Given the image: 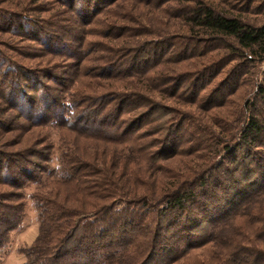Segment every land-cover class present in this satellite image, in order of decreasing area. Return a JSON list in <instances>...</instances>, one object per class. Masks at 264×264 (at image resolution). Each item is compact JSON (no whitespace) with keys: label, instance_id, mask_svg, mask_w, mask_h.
<instances>
[{"label":"trees","instance_id":"trees-1","mask_svg":"<svg viewBox=\"0 0 264 264\" xmlns=\"http://www.w3.org/2000/svg\"><path fill=\"white\" fill-rule=\"evenodd\" d=\"M125 1L0 0V36L36 46L0 54V130L56 124L104 159L76 144L61 156L60 178L30 197L39 225L23 264H264V77L235 133L225 131L227 117L210 113L253 84L254 67L264 63V23L245 17L247 2L226 9L207 0H132L178 19L183 34L130 45L151 32L122 25L131 20L130 12L117 15ZM88 50L102 53L100 64ZM153 59L191 70L167 77L152 71ZM89 76L95 83L81 88ZM231 81L234 93L212 104ZM155 87L193 107L207 103L220 131L199 126L193 111L154 101L147 92ZM19 137L0 147V252L23 216L20 191L48 173L53 152L22 147ZM184 142L194 164L165 173Z\"/></svg>","mask_w":264,"mask_h":264},{"label":"rangeland","instance_id":"rangeland-1","mask_svg":"<svg viewBox=\"0 0 264 264\" xmlns=\"http://www.w3.org/2000/svg\"><path fill=\"white\" fill-rule=\"evenodd\" d=\"M206 1V0H205ZM216 4H225L226 9H230L231 6H235L238 9L244 6V3H251L249 13L244 14L245 17H247L251 23L254 24H261L264 23V0H207ZM50 3V2H49ZM123 5L120 7V9L117 10L118 17L124 16L126 13H131V20L127 23H124L122 25L129 26V27H145L148 29L151 33H145L139 36H134V38L128 39V43L133 45L135 42H142V41H156V39H160V37L169 38L171 36H181L183 33H181V27L182 24L180 21L176 18L170 17L168 15H165L162 10H153L152 7L140 4V3H133L131 0H126L125 3L122 2ZM169 5H174V2L170 3ZM167 3H165L162 7L164 9L165 7L169 6ZM231 5V6H230ZM227 6H230L229 8ZM0 3V8H1ZM4 7V5H3ZM243 9V7L241 8ZM105 16L101 15L98 19L103 21L102 19ZM92 29V28H91ZM98 29V28H97ZM99 31L96 30L91 31L89 33L90 35V41H97L98 35L102 31V27L99 26ZM73 33V32H72ZM137 34V33H134ZM103 41V40H102ZM124 41V40H121ZM4 42L9 45V49H4ZM31 45V46H30ZM29 47H36L34 44H27L25 42H20L19 38L12 37L9 38L8 35H1L0 36V54L3 56L1 59L4 58V51L11 57H14V52L21 53L23 55H27V52H32L33 50ZM28 49V50H27ZM89 54L88 59L92 60V65H96V63H101L98 57H101L102 53L96 50V52H92L91 50H88ZM35 53V51H33ZM33 55V54H32ZM15 59V58H14ZM17 59V58H16ZM14 60L13 63L16 65H20V67H29L30 65H37V61L27 62L29 60H22L21 58H18L17 60ZM155 59V58H154ZM152 60L154 62L155 60ZM166 60V58H165ZM164 60L165 63L155 61L150 66L152 68V71H162V73L165 74V76L169 77L172 75V78L175 76V70H177L179 67H183V69L191 70V67H186V64L188 62H184L181 66H176L178 64H173L172 62L167 63ZM18 62L20 64H18ZM26 66H24V65ZM156 65V66H155ZM4 67V66H3ZM182 69V70H183ZM193 70V68H192ZM191 73V72H190ZM162 76V74H161ZM164 77V76H162ZM264 77V63L263 64H256L253 70V84L248 86H241L238 89V92L235 96H230L228 98L232 102H230L226 109L223 110H217L218 108H212L209 112L211 114L220 113L221 115H224L227 117V123L225 125V131L226 132H234L236 130H239L241 128V121L244 118L245 115V107L247 103L253 98V93H255V89L258 84L262 82V79ZM222 78V77H221ZM221 78H218L220 80ZM217 80V81H218ZM79 86L81 88H85L86 85L89 83L93 85L95 83V80H91V76L88 77H82L79 79ZM167 80H165L166 83ZM206 81V80H205ZM205 81H201L198 84V87H204L205 89H210ZM215 83V82H214ZM189 85V89H190ZM154 92L150 93L147 92L151 96V98L156 101L157 103L166 105L172 109H176L183 113H189L193 111L194 119L198 121V125H204L207 130L211 129L213 132H218L219 126L215 123L216 119L214 116L212 118L209 116V112H206V109L210 106H208L207 103H202L198 107H193L192 105H189L188 102H185L184 100H178L173 99L170 95L166 96L167 94L159 93L157 92L160 90V88H154ZM237 89L236 86H234L233 82H229L226 85H224L222 88H220V92L216 94L214 102L212 104L219 105V103L222 101V97L226 94L234 93V90ZM196 90V87L194 88ZM243 96V97H242ZM242 97V99H240ZM232 104V103H234ZM251 102V101H250ZM233 105V106H232ZM192 115V114H191ZM221 117V116H220ZM214 119V120H213ZM19 125L21 123H18ZM16 129H19L16 128ZM14 135L20 136L19 138L22 139V147H40L42 145H51L53 147L52 152V158L49 165V171L46 174L40 175L38 181L36 183H27L23 190L20 191L21 194H23V216L21 217L20 225L18 228L14 231H12L7 239L6 244L2 248L0 252V264H23L26 260L25 255L23 251L27 249L32 242L35 240L37 234H38V225H39V218H38V210L36 207L35 202L30 198L31 195L35 192L41 191V186L48 184L51 181L57 180L62 175L61 170V156L71 150L77 147H81L85 150L86 154H89L91 157L93 155L96 159H98L101 163L103 152L101 150L97 149L95 150L92 148V144L90 142H79L75 141L73 139L74 136L72 134H69L68 132H63L58 129L56 124H50L48 123L47 126L42 128H34L31 129L27 127L26 124H22L19 130H16L9 134H4L3 131L0 130V147L1 149H5V146L3 143L5 140L10 142L13 139ZM223 135V134H222ZM10 140V141H9ZM185 140V137L184 139ZM182 140V141H183ZM12 141V142H13ZM74 141V142H73ZM42 143V144H40ZM46 143V144H45ZM8 145V144H6ZM170 145V144H169ZM188 145L185 144V142L182 144L180 150L179 156L175 157L169 162L164 163L166 172L165 173H178L181 174L185 172V170L188 168L187 165L189 162H192L194 164L195 160L194 156L191 155V149L187 148ZM9 148V147H8ZM6 148V149H8ZM162 148V147H161ZM218 155V154H217ZM217 157V159H219ZM192 165V164H191ZM166 174V175H167ZM162 175V174H159ZM198 255L203 254V250H198L196 252ZM181 263V262H180Z\"/></svg>","mask_w":264,"mask_h":264}]
</instances>
